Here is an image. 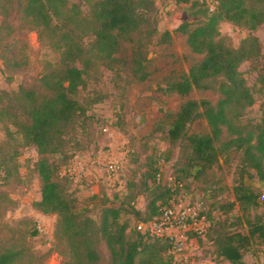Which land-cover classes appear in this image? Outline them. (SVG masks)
<instances>
[{
  "label": "trees",
  "instance_id": "16d2710c",
  "mask_svg": "<svg viewBox=\"0 0 264 264\" xmlns=\"http://www.w3.org/2000/svg\"><path fill=\"white\" fill-rule=\"evenodd\" d=\"M87 1L90 10L86 13L78 1L21 3L24 15L61 54L60 62L40 77L43 89H22L21 115L27 118L16 122L40 154L36 167L42 181L41 198L36 205L43 212L58 215V229L70 249V259L64 264H100L102 239L111 251L112 264H194L188 259L175 262L169 239L135 229L123 219V212H133L136 221L158 215L174 195L184 192L186 178L212 188L211 170L222 155L226 162L238 158L235 198L226 202L216 199L208 205L204 197L208 221L205 235L212 240L217 258L231 264H249L245 254L255 243L264 241V210L252 213L254 208H264V192L251 182L257 176L264 184V103L258 121L246 115L255 103V95L240 66L262 52L263 41L251 31L264 23V0H175L190 2L198 18L186 19L176 28L186 36L194 54L187 55L191 58L188 69L173 70L165 77L166 95L183 99L177 110L162 108L163 116L154 128L161 131L167 148L148 155L140 189L130 193L129 186L128 202L122 200L116 205L105 195L99 219L88 208L79 206L76 188L71 189L77 177L62 174L60 168L65 161L59 162L52 156L66 152L78 127L90 119L91 106L104 100L103 91L90 87L101 66L114 70L125 67L130 81L150 78L153 69L148 46L159 33V15L156 0ZM224 20L250 32L235 44L220 29ZM171 40L172 31L166 29L161 33V42ZM207 91L218 93V100L193 96L194 92ZM201 118L206 119L208 128L193 130V123ZM177 147L179 154L172 174L183 185L174 188L173 180L165 179L161 160H171ZM145 193L148 201L142 209L137 207L136 199ZM234 208L242 211L235 221L226 224L214 219L216 209ZM19 255L13 249L0 252V264H12Z\"/></svg>",
  "mask_w": 264,
  "mask_h": 264
},
{
  "label": "rangeland",
  "instance_id": "374dc122",
  "mask_svg": "<svg viewBox=\"0 0 264 264\" xmlns=\"http://www.w3.org/2000/svg\"><path fill=\"white\" fill-rule=\"evenodd\" d=\"M74 1L81 4L84 13L89 12L90 2L69 0L70 3ZM21 3L22 0H0V252L9 249L19 251V258L12 264H64L70 259V249L58 229V215L43 212L36 205L41 198L42 181L36 167L40 154L16 122L27 118L21 115L22 89H43L40 77L45 70L60 62L61 54L47 36L40 35L31 18L24 15ZM156 3L159 33L148 46L153 69L150 78L130 81L125 67L114 70L101 66L99 76L90 83V87L103 91L106 94L104 100L91 106L88 111L90 119L78 127L76 138L66 152L52 156L59 162L65 161L60 168L62 174L72 173L77 177L71 189L76 188L78 204L88 208L97 219L105 195L119 205L122 200L128 202L130 193L140 189V176L146 168L148 155L167 148L161 131L154 130L163 116L162 108L177 110L183 100L180 96L166 95L163 88L166 75L173 70L188 69L191 58L187 55L194 54L186 36L177 32L176 28L182 21L195 20L198 16L193 14L190 2L156 0ZM166 29L172 31L170 43L160 41V35ZM220 29L235 44L250 32L228 20L220 23ZM251 32L264 43V23ZM240 68L255 95V103L248 108L246 115L258 121L264 103V44L260 56L245 60ZM193 96L213 100L219 98L214 91L194 92ZM207 128L208 123L203 118L192 125L193 130ZM178 154L177 147L171 160H161L166 179L173 176ZM111 160H117L122 165L121 189L108 180L107 163ZM237 162L238 158L226 162L223 155L220 157L211 170V181L214 179L212 188H204L197 181L186 178V186L182 190L185 202H196L206 197L209 205L216 199L221 202L234 199ZM251 182L264 192V184L257 176ZM216 187L223 189L219 191ZM147 201V194H141L136 199V205L145 209ZM261 203L264 204V200ZM125 207H128L127 204ZM262 209V206L254 208L252 213ZM238 213H242L238 208L231 211L216 209L213 215L215 220L229 224L235 221ZM136 218L131 211L123 212V219L131 225ZM191 237L185 247L186 259L194 264H231L215 256L212 240L206 235ZM99 249L100 264H112L111 251L105 239L99 242ZM245 260L249 264H264V241L255 243L245 254Z\"/></svg>",
  "mask_w": 264,
  "mask_h": 264
},
{
  "label": "built area",
  "instance_id": "2783aa9c",
  "mask_svg": "<svg viewBox=\"0 0 264 264\" xmlns=\"http://www.w3.org/2000/svg\"><path fill=\"white\" fill-rule=\"evenodd\" d=\"M121 167V163L117 160L107 163L108 180L118 189L123 187L120 178ZM168 179L173 180L174 188L183 185L181 181L174 180L173 176ZM261 199H264V195ZM205 209L204 200L187 203L183 193H180L174 195L169 203L161 208L158 215L147 220L135 221L133 226L150 236L169 239L173 245L171 250L174 253L175 262L181 263L186 259L184 253L187 240L191 239V236L205 235L208 226Z\"/></svg>",
  "mask_w": 264,
  "mask_h": 264
}]
</instances>
